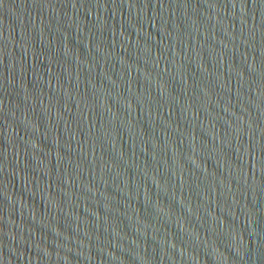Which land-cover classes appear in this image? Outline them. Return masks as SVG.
<instances>
[{"label": "water", "instance_id": "1", "mask_svg": "<svg viewBox=\"0 0 264 264\" xmlns=\"http://www.w3.org/2000/svg\"><path fill=\"white\" fill-rule=\"evenodd\" d=\"M63 264H264V0H77Z\"/></svg>", "mask_w": 264, "mask_h": 264}]
</instances>
